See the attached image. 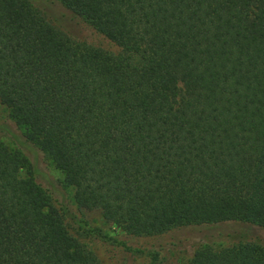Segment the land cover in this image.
Masks as SVG:
<instances>
[{"label": "trees", "instance_id": "obj_1", "mask_svg": "<svg viewBox=\"0 0 264 264\" xmlns=\"http://www.w3.org/2000/svg\"><path fill=\"white\" fill-rule=\"evenodd\" d=\"M0 105L17 133L0 126L16 140H0V264H103L110 239L35 182L26 150L127 237L264 232V0H0ZM184 264H264V242L204 240Z\"/></svg>", "mask_w": 264, "mask_h": 264}, {"label": "rangeland", "instance_id": "obj_2", "mask_svg": "<svg viewBox=\"0 0 264 264\" xmlns=\"http://www.w3.org/2000/svg\"><path fill=\"white\" fill-rule=\"evenodd\" d=\"M72 28L73 29H70L71 31H69L75 34L78 38H85V41L92 44L104 43L81 25H75L72 26ZM0 126L8 127L14 136H17V133L12 126H10V122L8 121V112L2 105H0ZM1 135L2 134H0V136ZM0 140L9 149L16 145L14 142L16 141L15 138L9 137L4 133L0 137ZM24 154L35 168V182L50 191L53 200L56 199L57 203L65 206L69 213L76 219L84 221L91 228L97 229L103 235L110 237L109 240L95 241L99 257L103 264L129 263L126 261L128 259L125 258L124 247L119 245L120 241H124L130 249L137 248L141 250L140 257H142L143 252H149V250L156 251L159 255L166 257L167 264H184L192 252V246L204 240H213L214 242L225 240L226 242H230L233 240V237L240 235L250 239H259L264 242V232L251 226L246 227L238 224L175 229L161 236L152 238L127 237L123 234V229L103 221L99 211L77 208L72 200L73 189L70 187H62V174L54 169L52 165L42 157V155L27 150L24 151ZM27 179V174L25 171L21 170L18 173L19 183L23 184ZM26 203L28 207L44 209L43 200L35 193H31L27 196ZM72 232L78 235L76 230L73 229ZM221 243L224 245L226 244L225 242ZM136 256L138 257L139 255Z\"/></svg>", "mask_w": 264, "mask_h": 264}]
</instances>
